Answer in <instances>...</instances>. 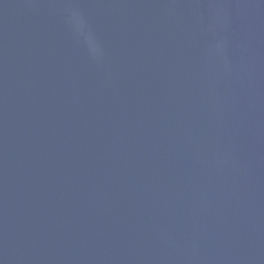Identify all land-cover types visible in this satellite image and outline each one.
I'll list each match as a JSON object with an SVG mask.
<instances>
[{"label":"water","instance_id":"water-1","mask_svg":"<svg viewBox=\"0 0 264 264\" xmlns=\"http://www.w3.org/2000/svg\"><path fill=\"white\" fill-rule=\"evenodd\" d=\"M0 264H264V0H0Z\"/></svg>","mask_w":264,"mask_h":264},{"label":"clouds","instance_id":"clouds-1","mask_svg":"<svg viewBox=\"0 0 264 264\" xmlns=\"http://www.w3.org/2000/svg\"><path fill=\"white\" fill-rule=\"evenodd\" d=\"M72 23L76 29L84 36L85 42L89 47L94 46V40L90 33L85 32V24L83 18L78 13H73Z\"/></svg>","mask_w":264,"mask_h":264}]
</instances>
